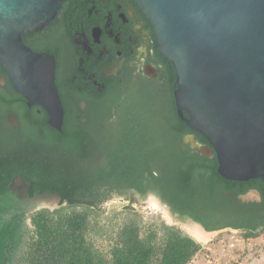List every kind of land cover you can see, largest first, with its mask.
Here are the masks:
<instances>
[{
    "label": "trees",
    "instance_id": "1",
    "mask_svg": "<svg viewBox=\"0 0 264 264\" xmlns=\"http://www.w3.org/2000/svg\"><path fill=\"white\" fill-rule=\"evenodd\" d=\"M99 102L107 107L88 124H67L59 132L48 126L44 112L43 137L32 132L26 145L20 135L8 136L11 145L0 139V198L21 182L30 199L60 201L58 209L31 216L26 245L21 215L0 220V264H15L24 246L19 264H193L202 243L164 221L144 222L133 206L151 197L174 221L208 232L236 230L245 239L264 232V179L250 182L260 191L261 203H241L233 191L247 190H234L220 177L217 157L185 145V136L195 131L179 118L172 96L164 104L136 100L117 116L112 107L120 99L103 95ZM114 199L129 204L110 230L100 220L105 204Z\"/></svg>",
    "mask_w": 264,
    "mask_h": 264
},
{
    "label": "water",
    "instance_id": "2",
    "mask_svg": "<svg viewBox=\"0 0 264 264\" xmlns=\"http://www.w3.org/2000/svg\"><path fill=\"white\" fill-rule=\"evenodd\" d=\"M65 1L0 0L2 67L59 132L65 109L56 61L29 48L24 35L48 27ZM135 1L154 28L160 55L173 63L180 118L208 141L202 154L217 157L223 179H264V0ZM196 226L208 235L223 232Z\"/></svg>",
    "mask_w": 264,
    "mask_h": 264
},
{
    "label": "flooded vegetation",
    "instance_id": "3",
    "mask_svg": "<svg viewBox=\"0 0 264 264\" xmlns=\"http://www.w3.org/2000/svg\"><path fill=\"white\" fill-rule=\"evenodd\" d=\"M24 36L25 44L34 52L56 61L55 83L65 109L63 127L91 122L107 107L105 102L97 103L103 95L121 100L112 107L115 116L128 103L144 98L160 99L164 104L172 96L176 107L173 63L160 55L154 28L135 0H66L54 22ZM25 110L26 132L21 118ZM44 112L40 105H29V99L17 93L0 61V139L17 135L28 139L32 132L43 137ZM47 123L50 126L49 119ZM184 143L207 157L202 150L209 144L200 133L186 135ZM252 181H231L234 190H247L233 194L248 206L262 200ZM229 197L225 200H231Z\"/></svg>",
    "mask_w": 264,
    "mask_h": 264
},
{
    "label": "rangeland",
    "instance_id": "4",
    "mask_svg": "<svg viewBox=\"0 0 264 264\" xmlns=\"http://www.w3.org/2000/svg\"><path fill=\"white\" fill-rule=\"evenodd\" d=\"M27 139L23 141V144H27ZM1 142H12L8 136L1 138ZM11 145V144H10ZM28 186L21 182H16L9 194L0 198V220H11L15 215H21L24 221V227L22 234H24L25 240L23 245H26L31 238L30 230L32 229L31 216L41 210H55L59 208V199L57 197H43L37 199H30L27 195ZM156 200L151 197L146 202H139L133 206L137 212L141 215L144 222L164 221L169 226H177L188 235L193 237L196 241L204 246L201 255H199L193 264H264V232H260L258 238L245 239L240 231L226 229L222 233L212 235L211 237H203L199 235V232L195 230L193 225L184 224L174 221L167 209L163 208L155 209L152 202ZM129 204L128 200L114 199L105 204L106 212L102 215L100 224L104 228L116 227L114 218L119 219L116 215L122 211H125L126 206ZM156 206V205H155ZM25 251V246L20 251L15 264H19L21 261V255Z\"/></svg>",
    "mask_w": 264,
    "mask_h": 264
},
{
    "label": "bare ground",
    "instance_id": "5",
    "mask_svg": "<svg viewBox=\"0 0 264 264\" xmlns=\"http://www.w3.org/2000/svg\"><path fill=\"white\" fill-rule=\"evenodd\" d=\"M152 202H154V203H156L155 205L153 204V207L155 208V209H157V207L159 208V209H161L162 207L158 204V202L156 201V200H153ZM161 207V208H160ZM163 209V208H162ZM194 226V228H195V230H197L198 232H199V235L200 236H203V237H211L212 235H208V234H206L203 230H200L196 225H193Z\"/></svg>",
    "mask_w": 264,
    "mask_h": 264
}]
</instances>
